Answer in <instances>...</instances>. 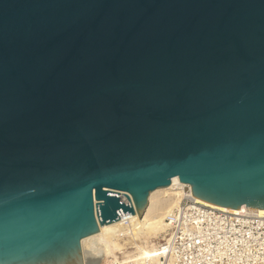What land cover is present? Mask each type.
Instances as JSON below:
<instances>
[{
	"label": "water",
	"instance_id": "obj_1",
	"mask_svg": "<svg viewBox=\"0 0 264 264\" xmlns=\"http://www.w3.org/2000/svg\"><path fill=\"white\" fill-rule=\"evenodd\" d=\"M173 178L264 210V0H0V264H85Z\"/></svg>",
	"mask_w": 264,
	"mask_h": 264
},
{
	"label": "built area",
	"instance_id": "obj_2",
	"mask_svg": "<svg viewBox=\"0 0 264 264\" xmlns=\"http://www.w3.org/2000/svg\"><path fill=\"white\" fill-rule=\"evenodd\" d=\"M166 218L163 243L180 264H264V215L246 209L229 213L199 203L183 187Z\"/></svg>",
	"mask_w": 264,
	"mask_h": 264
},
{
	"label": "bare ground",
	"instance_id": "obj_3",
	"mask_svg": "<svg viewBox=\"0 0 264 264\" xmlns=\"http://www.w3.org/2000/svg\"><path fill=\"white\" fill-rule=\"evenodd\" d=\"M183 187L186 186L180 183L177 178H173L169 187L157 189L149 195L147 208L140 217H138L137 212L134 215H122L118 221L99 226L98 233L81 240V250L85 264H109L111 261L108 262V258L111 251L122 250L120 242L124 240H131L132 242L128 244L134 242L133 245L135 247L134 253L130 255L132 260L130 261L126 256L122 260L124 262L128 260L130 264H176L172 257L169 256L166 244L158 242L155 245L153 241L160 235L163 236L160 241L165 242L167 240L166 230L169 227V223L166 214L178 203L179 198L183 194ZM164 197L168 199H163ZM194 200L229 213L246 210L244 206L239 210H230L208 204L196 198ZM169 207L171 208L169 209ZM254 212L264 215V210H254ZM137 242L140 244H136ZM113 259L117 262L116 257Z\"/></svg>",
	"mask_w": 264,
	"mask_h": 264
},
{
	"label": "rangeland",
	"instance_id": "obj_4",
	"mask_svg": "<svg viewBox=\"0 0 264 264\" xmlns=\"http://www.w3.org/2000/svg\"><path fill=\"white\" fill-rule=\"evenodd\" d=\"M163 199H168V198L164 197ZM171 207H169V209ZM162 237H163L162 235L158 236V238L153 241L154 244L156 245L158 242L159 243H163V241H160L162 239ZM124 241H126V240H124ZM124 241L123 242H120V245H121L122 250H120V251H116V250L111 251V253L109 255V258H111V259L108 258V262L111 261V262H109V264H130V263H128V260H125V262L122 261V260H124L126 258V256L128 257L127 259H130V261L132 260V257H130V255H132V253H134V251H135V247L133 245L134 242L132 244H128L129 242L131 243L132 241L131 240H127L126 241L127 244H126V243H124ZM122 244H126V245H122ZM136 244H140V243L137 242ZM115 257L117 258V262L114 261V259H113ZM175 262H176V264H180V263H177V261H175Z\"/></svg>",
	"mask_w": 264,
	"mask_h": 264
}]
</instances>
